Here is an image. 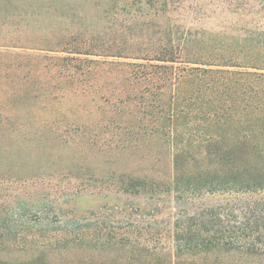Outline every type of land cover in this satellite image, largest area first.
Listing matches in <instances>:
<instances>
[{"label": "trees", "instance_id": "trees-1", "mask_svg": "<svg viewBox=\"0 0 264 264\" xmlns=\"http://www.w3.org/2000/svg\"><path fill=\"white\" fill-rule=\"evenodd\" d=\"M62 6L78 9L0 0V133L104 147L116 202L84 224L43 221L44 196L15 206L0 264H70L83 247L107 264H264V0H107V32ZM216 12L237 20L208 28ZM38 156L10 169L66 162Z\"/></svg>", "mask_w": 264, "mask_h": 264}, {"label": "rangeland", "instance_id": "rangeland-1", "mask_svg": "<svg viewBox=\"0 0 264 264\" xmlns=\"http://www.w3.org/2000/svg\"><path fill=\"white\" fill-rule=\"evenodd\" d=\"M25 1L22 0V2ZM61 1L63 4L71 5V7H78L74 12L71 8L62 6L63 8L70 9L68 10L69 13L61 11L62 16H68V14L69 16H73L76 14V16L85 20L88 19L90 22L97 20L98 16H101L103 20H98L97 26L94 25L93 27L98 31L107 32V25L109 24L107 20V0ZM81 4L83 8L89 10L88 14L80 7ZM9 7L11 8V6ZM31 9L33 14L37 13L41 17L47 16L44 11L40 13L39 10H33V7ZM7 12L8 8L5 7L3 12L0 13L1 18H4ZM83 15L87 17H83ZM255 16V13L252 12H247L243 15L248 20ZM226 18L227 20L232 18L237 20V17L229 12H225L224 14L216 12L212 13L211 17L205 20V25L208 28L219 29L221 28V22L226 21ZM259 19L264 23V16ZM19 33V31L13 28H5L4 30V35L8 36H16ZM3 42L8 44L7 41ZM2 85L4 83L0 80V88ZM3 110L6 114L10 112L9 108H3ZM6 135L5 133H0V228L14 226L15 220L18 217L11 211L15 210V206L31 204V200H37L42 196L54 202L52 211L41 214L46 219L43 221L47 223L61 224L65 222L66 224H72L79 222L84 224L80 220L86 216L92 218L90 219L91 222L98 220L97 217L107 221V205L115 204L116 199L114 196L116 194L107 190V169H105L107 168V153L104 147L92 146V149L89 146H83L81 143H74L78 146L67 148L59 143H54V141L51 142V138L48 137L52 136L50 132L43 133L37 130L25 131L20 134L16 133L12 135V138H7L5 137ZM44 138L47 140L42 143ZM22 147L27 149L21 150ZM42 149L53 150L60 155L58 159H63L66 162H63L61 166L57 165L54 169L53 166L47 170L38 169L36 166H33L31 168L32 173L28 175L40 174L38 177L27 176V173L25 171L22 172L20 168H17L19 167L17 165L16 168L10 169L14 164H18V161L28 166L41 165L42 160L39 159L40 156L34 158L33 155ZM68 149L76 154L74 156L66 154L69 152ZM8 151H10L8 154L4 153ZM30 154L32 155L30 156ZM57 157L58 155L54 159H57ZM63 164L69 166V171L62 167ZM107 194H110L109 197H107ZM119 197L125 203L136 202L133 196L122 195ZM104 220L101 221L106 222ZM81 249L82 251L75 259H68L67 262L70 264H107V248L98 250L83 247ZM27 255L25 254L24 256ZM11 259L12 256L7 261Z\"/></svg>", "mask_w": 264, "mask_h": 264}]
</instances>
